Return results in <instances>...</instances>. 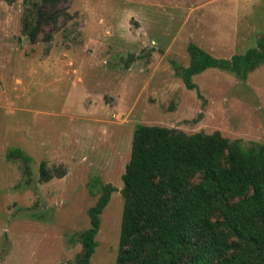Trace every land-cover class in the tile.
<instances>
[{"label": "rangeland", "instance_id": "rangeland-1", "mask_svg": "<svg viewBox=\"0 0 264 264\" xmlns=\"http://www.w3.org/2000/svg\"><path fill=\"white\" fill-rule=\"evenodd\" d=\"M30 3L0 0V264H76L93 176L114 191L89 264H116L136 125L264 143V63L245 78L207 68L193 89L181 75L189 42L225 59L255 46L264 0H69L35 42Z\"/></svg>", "mask_w": 264, "mask_h": 264}, {"label": "trees", "instance_id": "trees-1", "mask_svg": "<svg viewBox=\"0 0 264 264\" xmlns=\"http://www.w3.org/2000/svg\"><path fill=\"white\" fill-rule=\"evenodd\" d=\"M68 1L34 0L29 6L30 16L34 7V22L26 17L23 32L35 42L42 26L58 19L48 9ZM187 51L189 64L181 75L193 89L192 76L207 68L245 78L264 63V36L227 59L193 42ZM6 157L31 161L19 148ZM39 173L49 178L44 162ZM194 176L199 179L191 183ZM121 178L124 202L116 264H264V143L251 141L245 147L217 131L186 134L138 124ZM89 191L98 197L87 210L90 225L81 234L76 264H89L99 217L114 187L93 176Z\"/></svg>", "mask_w": 264, "mask_h": 264}]
</instances>
